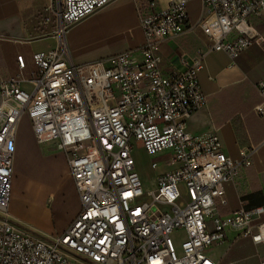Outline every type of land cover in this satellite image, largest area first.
I'll list each match as a JSON object with an SVG mask.
<instances>
[{
  "label": "built area",
  "instance_id": "1",
  "mask_svg": "<svg viewBox=\"0 0 264 264\" xmlns=\"http://www.w3.org/2000/svg\"><path fill=\"white\" fill-rule=\"evenodd\" d=\"M113 0H62L56 19L57 45L32 55L35 73L0 80V264H214L207 249L234 231L264 244V204L227 218L225 185L252 165L257 148L234 159L215 135L193 136L188 118L205 105L198 72L205 52L197 50L180 73L161 67L160 42L185 33L188 0H169L156 10L142 0L138 20L143 43L137 50L73 65L66 31ZM198 25L212 41L207 51L231 60L262 41L250 17L264 13V0H202ZM24 68L22 56L16 58ZM264 116V82L257 84ZM26 119L37 145L53 144L65 157L79 203L68 227L35 232L9 212L19 127ZM139 145L163 171L146 187L135 158ZM264 264V262L262 263Z\"/></svg>",
  "mask_w": 264,
  "mask_h": 264
},
{
  "label": "crops",
  "instance_id": "2",
  "mask_svg": "<svg viewBox=\"0 0 264 264\" xmlns=\"http://www.w3.org/2000/svg\"><path fill=\"white\" fill-rule=\"evenodd\" d=\"M141 1L113 0L69 27L66 31V43L71 63L81 65L137 50L143 43L138 20V5ZM61 2L62 0H0V80L21 78L23 86L29 87L27 81L36 71L32 55L47 53L57 45L56 19L52 12L58 9ZM155 2L156 10L159 11L168 7L169 0ZM205 13L202 0H188L186 31L160 42V67L168 74L183 72L194 59L196 51H204L198 81L205 96V105L191 114L186 130L201 138L215 135L223 152L234 159L238 158V151L242 148H257L251 159L252 165L242 169L236 181L224 187L227 202L226 205L217 206L216 214L227 218L238 211L240 200L245 201L246 209L264 204V116L259 117L255 113V107L261 101L257 84L264 82V13L249 19L262 41L252 44L235 60H231L224 52L207 51L212 41L197 24ZM18 56L23 57V69L18 67ZM37 146L46 154L59 155L58 158L64 162L69 175L64 155L53 144ZM139 150L143 152L142 149ZM45 165L48 172L51 163ZM137 168L141 176L142 169L138 164ZM69 178L72 185V190L69 191L71 197L75 191L70 175ZM143 181L148 187L145 177ZM78 211L79 205L76 212L68 209V213L64 215L65 221L61 224L56 217L58 225L45 234L64 231ZM260 221H264V214ZM206 253L214 264L264 262V244H254L251 238L240 237L234 231H229L224 242L210 246Z\"/></svg>",
  "mask_w": 264,
  "mask_h": 264
},
{
  "label": "rangeland",
  "instance_id": "3",
  "mask_svg": "<svg viewBox=\"0 0 264 264\" xmlns=\"http://www.w3.org/2000/svg\"><path fill=\"white\" fill-rule=\"evenodd\" d=\"M139 149L137 145L134 152L143 172L141 177H145L147 186L151 187L154 173L164 168L159 163L160 159L166 157L168 152L149 158ZM58 156L46 154L37 146L30 124L24 119L19 127L9 212L14 219L35 232H50L58 225L56 217L59 224L64 223L68 209L76 212L79 205L75 193L69 197L71 181L64 162ZM45 163H51L48 172Z\"/></svg>",
  "mask_w": 264,
  "mask_h": 264
}]
</instances>
